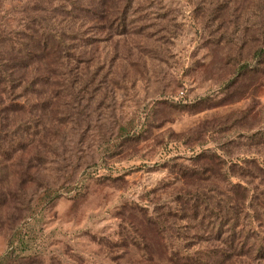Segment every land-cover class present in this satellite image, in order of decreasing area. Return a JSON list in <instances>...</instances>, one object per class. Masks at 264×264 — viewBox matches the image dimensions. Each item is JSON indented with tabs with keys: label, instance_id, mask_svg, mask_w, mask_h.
Returning a JSON list of instances; mask_svg holds the SVG:
<instances>
[{
	"label": "rangeland",
	"instance_id": "rangeland-1",
	"mask_svg": "<svg viewBox=\"0 0 264 264\" xmlns=\"http://www.w3.org/2000/svg\"><path fill=\"white\" fill-rule=\"evenodd\" d=\"M57 14L81 59L0 92V264H195L235 202L264 236V0H0V60Z\"/></svg>",
	"mask_w": 264,
	"mask_h": 264
},
{
	"label": "trees",
	"instance_id": "trees-1",
	"mask_svg": "<svg viewBox=\"0 0 264 264\" xmlns=\"http://www.w3.org/2000/svg\"><path fill=\"white\" fill-rule=\"evenodd\" d=\"M114 16L111 14V18L114 19L110 18L109 23L112 28L114 26L120 28L121 25H118L120 19ZM67 17L68 15L64 14L52 15L48 18L40 17L39 20H33L31 25H27L24 33L17 32L13 39L7 40L8 43L3 52L5 57L0 60V92L2 94L6 93V90L12 93L13 89L37 86V76L43 75L38 79L53 78L62 74L66 75V72L71 71L72 61L81 59L80 54L78 56L75 54L73 43L82 42L84 38L80 30H76L66 22ZM29 76L31 79L28 78ZM7 100L10 98L0 99V103ZM9 103L8 107L12 113L22 109L15 100L11 99ZM2 109L0 108L1 112ZM16 133L18 132H13L12 137L19 135ZM4 139L6 137L3 136L1 129L0 141ZM1 143L0 153H4L6 150ZM235 203L230 208L232 217L214 221L221 223V228L225 226V223L228 226L229 230L225 232L228 234L227 238H218V241L222 245H227L228 249L187 254L184 257L185 263L194 260L195 264H198L197 261L202 264H219L233 257L242 256L250 257L258 262L264 261V236L258 229L263 222L258 217L252 218L249 213L247 214V211L254 208L252 204L245 206L246 202L239 205ZM255 223H259L258 227L254 226Z\"/></svg>",
	"mask_w": 264,
	"mask_h": 264
}]
</instances>
